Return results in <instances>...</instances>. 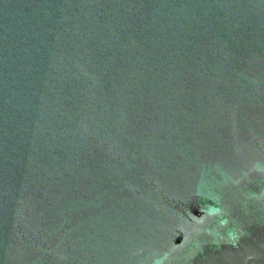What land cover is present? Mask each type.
I'll return each mask as SVG.
<instances>
[{
	"label": "water",
	"instance_id": "obj_1",
	"mask_svg": "<svg viewBox=\"0 0 264 264\" xmlns=\"http://www.w3.org/2000/svg\"><path fill=\"white\" fill-rule=\"evenodd\" d=\"M0 264H264V0H0Z\"/></svg>",
	"mask_w": 264,
	"mask_h": 264
}]
</instances>
